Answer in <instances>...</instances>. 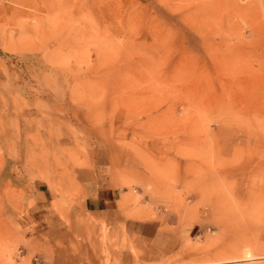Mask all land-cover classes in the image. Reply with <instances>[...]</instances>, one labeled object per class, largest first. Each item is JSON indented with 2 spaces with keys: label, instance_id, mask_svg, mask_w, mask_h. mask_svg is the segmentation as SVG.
<instances>
[{
  "label": "rangeland",
  "instance_id": "1",
  "mask_svg": "<svg viewBox=\"0 0 264 264\" xmlns=\"http://www.w3.org/2000/svg\"><path fill=\"white\" fill-rule=\"evenodd\" d=\"M163 213L176 252L125 229ZM165 258L264 264V0H0V264Z\"/></svg>",
  "mask_w": 264,
  "mask_h": 264
},
{
  "label": "crops",
  "instance_id": "2",
  "mask_svg": "<svg viewBox=\"0 0 264 264\" xmlns=\"http://www.w3.org/2000/svg\"><path fill=\"white\" fill-rule=\"evenodd\" d=\"M97 165V164H96ZM96 165L89 171L88 177L78 179L77 201L81 209L96 217L106 219L119 218V200L121 199L118 188L112 185L111 180L106 178V174L100 170L96 172ZM177 216L165 215L157 218L147 217H127L124 221L126 231L131 235H136L139 240L153 242L163 253L176 252L183 244L186 237L183 234L192 236V228H180V232L175 228L178 226L174 222ZM175 227V228H174ZM181 233V234H180Z\"/></svg>",
  "mask_w": 264,
  "mask_h": 264
},
{
  "label": "bare ground",
  "instance_id": "3",
  "mask_svg": "<svg viewBox=\"0 0 264 264\" xmlns=\"http://www.w3.org/2000/svg\"><path fill=\"white\" fill-rule=\"evenodd\" d=\"M248 245V244H247ZM246 246V245H245ZM244 246V247H245ZM249 246V245H248ZM250 248H252V246L250 247ZM249 247H248V249H246V256H248V257H251V256H253L254 255V253H253V251L250 249ZM253 249V248H252ZM194 251V250H193ZM261 252H259V254H260ZM183 256V255H182ZM184 257V256H183ZM247 257V258H248ZM246 258V257H245ZM167 258H165V260H166ZM174 259L175 258H173V260H172V263H170V259L168 258L167 259V261L169 262V263H166V261H164L166 264H182V263H179L178 261H176V262H173L174 261ZM251 260H252V258H250ZM248 260V259H247ZM156 261V260H155ZM158 261V260H157ZM199 261H201V260H199ZM164 263V264H165ZM154 264V263H153ZM159 264V263H158ZM203 264V263H202Z\"/></svg>",
  "mask_w": 264,
  "mask_h": 264
}]
</instances>
